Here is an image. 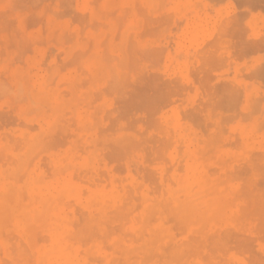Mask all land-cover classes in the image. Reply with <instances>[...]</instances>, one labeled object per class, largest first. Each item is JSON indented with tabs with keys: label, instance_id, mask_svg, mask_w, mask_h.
<instances>
[{
	"label": "rangeland",
	"instance_id": "1",
	"mask_svg": "<svg viewBox=\"0 0 264 264\" xmlns=\"http://www.w3.org/2000/svg\"><path fill=\"white\" fill-rule=\"evenodd\" d=\"M99 59L118 64L123 85L95 71ZM13 72L43 81L50 104L38 118L1 97L0 164L23 137L41 136L46 148L26 166L53 185L73 183L62 222L90 237L76 242L88 262L125 264L136 249L130 264H264V0H0V76ZM189 185L197 205L175 206ZM11 233V245L25 248Z\"/></svg>",
	"mask_w": 264,
	"mask_h": 264
},
{
	"label": "bare ground",
	"instance_id": "2",
	"mask_svg": "<svg viewBox=\"0 0 264 264\" xmlns=\"http://www.w3.org/2000/svg\"><path fill=\"white\" fill-rule=\"evenodd\" d=\"M177 1V0H176ZM195 2V1H194ZM213 2V1H211ZM242 2V1H241ZM61 3V2H60ZM129 3V2H128ZM220 3V2H218ZM62 4V3H61ZM51 5V4H50ZM49 5V6H50ZM97 5V4H96ZM173 5V4H172ZM202 5V4H201ZM40 6V5H39ZM73 6V5H72ZM52 7V5H51ZM139 7V6H138ZM137 8V6H136ZM61 9V8H60ZM128 9V8H127ZM141 9V8H140ZM117 10V9H116ZM115 10V12H116ZM138 10V9H136ZM59 11V10H58ZM57 11V12H58ZM128 11V10H127ZM139 11V10H138ZM50 13V12H49ZM59 13V12H58ZM46 14V13H45ZM113 13H111L112 15ZM115 14V13H114ZM128 14V13H127ZM139 14V13H138ZM137 14V15H138ZM141 14V13H140ZM126 15V13H125ZM145 15V14H144ZM143 15V16H144ZM45 16V15H44ZM42 16V17H44ZM85 16V15H84ZM141 16V15H140ZM161 16V15H160ZM32 17V16H31ZM41 17V18H42ZM103 17V16H102ZM125 17V16H124ZM147 17V16H146ZM163 17V16H161ZM58 18V17H56ZM87 18V16L85 17ZM171 18V17H170ZM30 18H28L29 20ZM72 19V18H71ZM121 19V18H119ZM125 19V18H124ZM37 20V19H35ZM154 20V19H153ZM147 21V20H146ZM223 21V20H222ZM230 21V20H229ZM231 21L232 18H231ZM257 21V20H256ZM94 22V21H93ZM148 22V21H147ZM8 23V22H7ZM35 23V22H34ZM77 23V22H76ZM199 23V22H198ZM74 24V23H73ZM99 24V23H98ZM145 24V21H144ZM151 24V23H150ZM154 24V23H153ZM160 24V23H159ZM38 25V24H37ZM170 25V23H169ZM225 25V23H224ZM97 26V25H96ZM127 26V25H126ZM195 26V25H194ZM216 26V25H215ZM221 26V25H220ZM86 27V26H85ZM121 25L119 26V28ZM144 27V26H143ZM146 27V26H145ZM161 27V26H160ZM219 27V26H218ZM92 28V27H91ZM99 28V27H98ZM118 28V29H119ZM226 28V27H225ZM144 29V28H143ZM205 29V28H204ZM219 29V28H218ZM98 30V29H97ZM96 30V31H97ZM158 30V29H157ZM167 30V29H166ZM119 31V30H118ZM143 31V30H142ZM141 31V32H142ZM163 31V30H162ZM168 31V30H167ZM166 31V32H167ZM199 31V30H198ZM56 33V32H55ZM118 33V32H117ZM218 33V32H217ZM221 33V32H220ZM229 33V32H228ZM44 34V33H43ZM137 34V33H136ZM141 34V33H140ZM139 34V35H140ZM143 34V33H142ZM144 35V34H143ZM206 35V34H205ZM217 35V34H216ZM100 36V35H98ZM132 36V35H131ZM145 36V35H144ZM208 36V35H207ZM224 36V35H223ZM142 37V36H141ZM213 37V36H212ZM217 37V36H216ZM65 38V37H64ZM105 38H107L105 36ZM104 38V39H105ZM117 38V37H116ZM214 38V37H213ZM221 37H219L220 39ZM83 39V38H82ZM174 39V38H173ZM218 39V40H219ZM54 40V39H53ZM115 40V39H114ZM189 40V39H188ZM55 41V40H54ZM53 41V42H54ZM106 41V40H105ZM116 41V40H115ZM242 41V40H241ZM256 41V40H255ZM67 42V41H66ZM70 42V41H69ZM68 42V43H69ZM92 42V41H91ZM90 42V44H91ZM188 42V41H187ZM208 43V42H207ZM25 44V43H24ZM37 44V43H36ZM65 44V43H64ZM130 44V43H129ZM184 44V43H183ZM30 45V44H29ZM44 45V44H43ZM129 46V45H128ZM134 46V45H133ZM213 46V45H212ZM254 46V45H253ZM92 46H90L91 48ZM210 47V46H209ZM233 47V46H232ZM89 48V49H90ZM205 48V47H204ZM208 48V47H207ZM212 48V47H211ZM29 49V47H28ZM88 49V51H89ZM129 49V47H128ZM133 49V48H132ZM131 49V50H132ZM219 49V48H218ZM235 49V48H234ZM263 49V48H262ZM25 50V49H24ZM130 50V49H129ZM201 50V49H200ZM104 51V50H103ZM150 51V50H149ZM76 52V51H75ZM233 52V51H232ZM24 53V52H23ZM84 53V52H83ZM144 53V52H143ZM146 53V52H145ZM148 53V52H147ZM214 53V52H213ZM102 54V53H101ZM129 54V52H128ZM150 54V53H149ZM198 54V53H197ZM217 54V53H216ZM83 55V54H82ZM107 55V54H106ZM141 55V54H140ZM235 55V54H234ZM249 55V54H248ZM251 55V54H250ZM73 56V55H71ZM104 56V55H103ZM102 56V57H103ZM162 56V54H161ZM2 57V56H1ZM151 57V56H150ZM154 57V56H153ZM213 57V56H212ZM231 57V56H230ZM118 58V57H116ZM199 58V57H198ZM71 59V58H70ZM133 59V58H132ZM150 59V58H149ZM154 59V58H153ZM158 59V58H157ZM112 60V59H111ZM135 60V59H134ZM133 60V62H134ZM219 60V59H218ZM95 71L101 74V77L104 79H112V83L118 84H124V78L127 80V76H123V73L116 71L118 68L117 65H112L111 63H106L105 59L103 60L105 63L102 62V59L97 60ZM129 61V59H128ZM158 61V60H157ZM215 61V60H214ZM240 61V60H239ZM68 62V61H67ZM100 62V63H99ZM110 62V61H109ZM133 62H131L133 64ZM138 62V61H137ZM151 62V61H150ZM211 62V61H210ZM216 62V61H215ZM226 62V61H225ZM44 63V62H43ZM122 63V62H121ZM22 64V63H21ZM68 64V63H67ZM195 64V63H194ZM72 65V64H71ZM122 65V64H121ZM155 65V64H154ZM221 65V64H220ZM224 65V64H223ZM44 66V65H43ZM125 66V65H123ZM157 66V65H156ZM219 66V65H218ZM160 67V66H159ZM80 68V67H79ZM212 68V67H211ZM72 69V68H71ZM198 69V68H196ZM210 69V68H209ZM219 69V68H218ZM79 70V69H78ZM113 71V73H112ZM185 71V70H184ZM192 71V70H191ZM196 71V70H195ZM213 71V70H212ZM10 73V72H9ZM192 73V72H191ZM203 73V72H202ZM5 74V73H4ZM99 74V75H100ZM155 74V73H154ZM200 74V73H199ZM8 75V74H7ZM152 75V74H151ZM197 75V74H196ZM112 76V77H111ZM8 77V76H7ZM202 77V76H201ZM215 77V76H214ZM196 78V77H195ZM248 78V76H247ZM51 79V78H50ZM197 79V78H196ZM66 80V79H65ZM111 80V81H112ZM116 80V81H115ZM145 80V79H144ZM150 80V79H149ZM176 80V79H175ZM178 80V79H177ZM200 80V79H198ZM55 81V80H54ZM110 81V80H109ZM142 81V80H141ZM163 81V80H162ZM161 81V82H162ZM83 82V81H82ZM87 82V81H86ZM148 82V81H147ZM152 83V81H150ZM53 83V82H52ZM85 83V82H84ZM109 83V82H108ZM145 83V82H144ZM198 83V82H196ZM210 83V82H209ZM168 84V83H167ZM51 85V84H50ZM83 85V83H82ZM81 85V86H82ZM108 85V84H107ZM148 85V84H147ZM146 85V86H147ZM200 85V83H199ZM62 86V85H60ZM74 86V85H73ZM153 86V85H151ZM185 86V84H184ZM201 86V85H200ZM236 86V85H235ZM123 87V86H122ZM145 87V86H144ZM155 87V86H154ZM75 88V87H74ZM73 88V89H74ZM119 88H121L119 86ZM126 88V86H125ZM124 88V89H125ZM128 88V87H127ZM138 88V87H137ZM152 88V87H151ZM150 88V89H151ZM187 88V87H185ZM178 89V88H176ZM130 90V89H129ZM126 91V90H121ZM152 91V90H151ZM176 91V90H175ZM183 91V90H182ZM206 91V90H205ZM109 92V91H108ZM150 92V90L148 91ZM105 93V92H104ZM128 93V92H127ZM177 93V92H176ZM0 99L2 96H5V98L12 100L15 103H21L22 106L27 107L30 111L35 113L38 118H42L45 115V112H47V107L49 106V102L47 101L45 97V88H44V82L43 81H36L31 83L28 80V77L26 73H17L13 72L10 77L4 79L0 76ZM69 94V93H68ZM98 94V93H97ZM96 94V96H97ZM261 94V93H260ZM70 95V94H69ZM113 95V94H112ZM180 95V94H179ZM178 95V97H179ZM239 95V94H238ZM242 95V93H241ZM95 96V95H94ZM122 96V95H121ZM175 96V95H174ZM183 96V95H182ZM209 96V95H208ZM173 97V96H172ZM212 97V96H211ZM129 98V97H128ZM146 98V97H145ZM148 98V97H147ZM225 98V97H224ZM263 99V98H262ZM95 100V99H94ZM153 100V99H152ZM257 100V99H256ZM59 101V106H61V101ZM65 101V100H64ZM104 101V100H103ZM145 101V100H144ZM180 101V100H178ZM211 101V100H210ZM217 101V100H216ZM146 102V101H145ZM214 102V101H213ZM241 102V101H240ZM12 103V102H11ZM143 103V102H142ZM177 103V102H176ZM216 103V102H215ZM117 104V103H116ZM171 104V103H170ZM214 104V103H213ZM224 104V103H223ZM240 104V103H239ZM115 105V104H114ZM203 105V104H202ZM210 105V104H209ZM161 106V105H160ZM253 106V105H252ZM173 107V105H172ZM6 108V107H5ZM213 108V107H212ZM259 109V107H257ZM160 109V108H159ZM229 109V108H228ZM237 109V108H235ZM189 110V109H188ZM197 110V109H196ZM203 110V109H202ZM239 110V109H238ZM49 111V110H48ZM107 111V110H106ZM175 111V110H174ZM192 111V110H191ZM140 112V111H139ZM190 112V110H189ZM204 112V111H203ZM259 112V111H258ZM28 113V112H27ZM31 113V114H33ZM175 113V112H174ZM214 113V112H213ZM252 113V112H251ZM254 113V112H253ZM252 113V114H253ZM4 114V113H3ZM67 114V113H66ZM141 114V113H140ZM197 114V113H196ZM200 114V113H199ZM248 114V113H247ZM256 114V113H255ZM30 115V114H28ZM146 115V114H145ZM182 115V113H181ZM183 116V115H182ZM189 116V114H188ZM187 116V117H188ZM218 116V115H217ZM250 116V115H249ZM148 117V116H147ZM153 117V116H152ZM178 117V116H177ZM180 117V116H179ZM186 117V116H185ZM186 117V118H187ZM194 116L192 115V118ZM184 116L182 117V119ZM189 118V117H188ZM229 118V117H228ZM237 118V117H236ZM152 119V118H151ZM185 119V118H184ZM232 119V118H231ZM245 119V118H244ZM109 120V119H108ZM189 120V119H188ZM75 121V120H74ZM192 121V120H191ZM226 121V120H225ZM229 121V120H228ZM3 122V121H2ZM41 126L44 127L47 125L44 120H41ZM76 122V121H75ZM132 122V121H131ZM143 122V121H142ZM203 123V122H202ZM228 123V122H227ZM6 124V123H5ZM74 124V122H73ZM209 124V123H208ZM136 125V124H135ZM214 125V124H213ZM73 126V125H72ZM195 126V125H194ZM208 126V125H206ZM222 126V124H221ZM6 127V126H5ZM116 127V126H115ZM200 127V126H199ZM210 127V126H208ZM206 128V127H205ZM224 128V127H223ZM146 129V128H145ZM33 130V129H32ZM165 130V129H164ZM169 130V129H168ZM172 130V129H171ZM54 131V130H53ZM69 131V130H68ZM159 131V130H158ZM157 131V132H158ZM52 132V131H51ZM59 133V132H58ZM165 133V132H164ZM226 133V130L224 131ZM205 134V133H204ZM9 135V134H8ZM69 135V134H68ZM231 135V134H230ZM238 135V134H236ZM53 136V135H52ZM57 136V135H56ZM61 136V135H59ZM10 137V136H9ZM55 137V136H54ZM68 137V136H66ZM171 137V136H170ZM230 137V136H229ZM70 138V137H69ZM238 138V137H237ZM20 139V138H19ZM45 139V138H44ZM65 139V136H64ZM155 139V138H154ZM21 140V139H20ZM58 139H55L54 141L57 142ZM63 140V138H62ZM159 140V139H158ZM229 140V139H228ZM53 141V142H54ZM165 141V140H164ZM22 146L19 150H14L11 153V159L5 164H0V252L3 253L4 257L9 260L10 264H97L96 261L91 259V262H88L85 257H82V253L80 248L76 246V242L79 240H83L82 243H85L87 238L80 237L79 235H73L69 232L67 226L64 225L62 222L65 219V212L63 211V208L69 205L67 202V199L70 197H73L77 192L74 188L73 183L69 181L60 180L56 183V185H53V183L48 182L45 178L44 174L42 173H36L35 171H30L28 169V165L26 166L27 161L33 156L34 151L37 149H44L46 148L44 143H42L41 136L38 135H31L30 137H23L22 138ZM52 142V143H53ZM66 142V141H65ZM55 143V142H54ZM149 143V142H148ZM155 143V142H154ZM157 143V142H156ZM155 143V144H156ZM16 144V143H15ZM60 144V143H59ZM66 144V143H65ZM163 144V143H162ZM239 144V143H238ZM52 145V144H51ZM159 145V143H158ZM157 145V146H158ZM227 145V144H225ZM229 145V144H228ZM231 145V144H230ZM252 145V143H251ZM54 146V144H53ZM57 146V144H56ZM63 146V145H62ZM161 146V145H160ZM236 146H238L236 144ZM50 147V146H49ZM122 147V146H121ZM170 147V146H169ZM168 147V148H169ZM57 148V147H56ZM88 148V147H87ZM159 148V147H157ZM148 149V148H147ZM161 150V149H160ZM159 150V151H160ZM49 151V150H48ZM156 151V150H154ZM6 152V151H5ZM9 152V151H8ZM44 152V151H43ZM47 152V151H46ZM3 153V152H2ZM38 154V153H36ZM35 154V155H36ZM41 154V153H40ZM258 154V153H257ZM39 155V154H38ZM252 155V154H251ZM2 156V155H1ZM49 156V155H48ZM111 156V155H110ZM150 156V155H149ZM163 156V155H162ZM165 156V155H164ZM7 157V155H6ZM53 163L57 166L59 164V157L54 158L56 156H49ZM252 157V156H251ZM262 157V156H261ZM4 158V156H3ZM34 158V156H33ZM32 158V159H33ZM37 158V157H36ZM35 158V159H36ZM112 158V157H111ZM149 158V157H148ZM8 159V158H7ZM6 159V160H7ZM33 159V160H35ZM5 161V160H4ZM31 161V160H30ZM120 161V160H119ZM33 162V161H32ZM110 162V161H109ZM3 164V163H2ZM150 164V163H149ZM38 165V164H37ZM41 165V164H40ZM39 165V166H40ZM26 166V167H25ZM111 166V165H110ZM239 166V165H238ZM32 167V166H31ZM29 167V168H31ZM256 168V167H255ZM47 169V168H46ZM245 169V168H244ZM113 170V168H112ZM147 170V169H146ZM151 170V169H150ZM179 170V169H178ZM213 170V169H212ZM38 171V170H37ZM235 171V170H234ZM182 172V171H180ZM63 173V172H62ZM60 173V174H62ZM120 173V172H119ZM147 173V172H146ZM167 173V172H166ZM87 174V173H86ZM100 174V173H99ZM124 174V173H123ZM231 174V173H230ZM201 175V174H200ZM216 175V174H215ZM50 176V175H49ZM76 176V175H75ZM97 176H99L97 174ZM223 176V175H222ZM101 177V176H100ZM155 177V176H154ZM165 177V176H164ZM163 177V178H164ZM185 177V176H184ZM191 177V176H190ZM188 177V179L190 178ZM248 177V176H247ZM246 177V178H247ZM51 178V177H49ZM74 179V176L72 177ZM80 178V177H79ZM78 178V179H79ZM91 178V177H90ZM187 178V177H186ZM245 178V177H244ZM245 178V179H246ZM77 179V178H76ZM89 179V178H88ZM95 179V178H94ZM166 179V178H165ZM242 179V178H241ZM244 179V180H245ZM90 180V179H89ZM182 180V178H181ZM81 181V180H80ZM86 183V182H85ZM108 183V182H107ZM224 184V182H222ZM76 184V183H75ZM87 184V183H86ZM172 184V183H171ZM245 184V183H244ZM256 184V183H255ZM95 185V184H94ZM92 186V185H91ZM165 186V185H164ZM242 186V185H241ZM246 186V185H245ZM110 187V186H109ZM192 186L185 187L186 198L185 200H180L179 198L175 197L173 199V204L175 206H180L181 204L188 205L191 207H195L196 200L200 197L194 199L190 195ZM249 187V186H248ZM247 187V189H248ZM254 187V186H253ZM257 187V186H256ZM260 187V186H259ZM94 188V187H92ZM107 188V187H105ZM142 188V187H141ZM196 188V187H195ZM199 190L200 192L203 191L202 184H199ZM206 188V187H204ZM242 188V187H241ZM244 188V187H243ZM184 189V188H183ZM245 189V188H244ZM242 190V192L244 191ZM102 190V189H101ZM241 190V189H240ZM246 190V189H245ZM252 190V189H251ZM253 190H256L253 188ZM260 190V189H259ZM104 191V190H103ZM126 191V190H125ZM139 191V190H138ZM193 191V190H192ZM247 191V190H246ZM107 192V191H106ZM120 192V191H119ZM124 192V191H123ZM155 192V191H154ZM84 193V192H83ZM82 193V195H83ZM114 193V192H113ZM125 193V192H124ZM138 193V192H137ZM264 193V192H263ZM116 194V193H115ZM210 194V193H209ZM228 194V193H227ZM248 194V193H247ZM250 194V193H249ZM248 194V195H249ZM111 195L108 192V196ZM243 195V193H242ZM247 195V197H248ZM95 196H97V200L99 203H103L104 198H106V193H97ZM127 196V195H126ZM165 196V194H164ZM193 196H198V193ZM208 196H211L208 195ZM246 196V195H245ZM253 194H250L249 198L252 197ZM118 197V196H117ZM129 197V196H128ZM181 197V196H180ZM207 197V196H205ZM255 197V196H254ZM110 198V197H109ZM159 198V197H158ZM248 198V199H249ZM121 199V198H120ZM114 200V199H113ZM122 200V199H121ZM135 200V199H134ZM234 200V199H233ZM260 200V199H259ZM80 201V200H79ZM128 201V200H127ZM138 201V200H136ZM212 201V200H211ZM71 202V201H70ZM76 203V202H75ZM110 203V202H109ZM83 204V203H82ZM81 204V205H82ZM114 204L116 206L121 203L118 200H115ZM169 204V202H168ZM259 203H257L258 205ZM84 206H91L92 202L90 200H87L83 204ZM201 205V204H200ZM256 205V206H257ZM115 206V207H116ZM121 206V205H120ZM140 206V205H139ZM202 206V205H201ZM94 207V205H93ZM96 207V206H95ZM122 207V206H121ZM117 208V207H116ZM162 208H165L164 206ZM203 208V207H202ZM66 210V208H64ZM167 209V208H166ZM77 210V208H76ZM201 210V209H200ZM256 210V209H254ZM111 211V210H110ZM117 211V210H116ZM115 211V212H116ZM252 211V210H251ZM109 212V211H107ZM119 212V211H118ZM117 212V213H118ZM134 212V211H133ZM167 212V211H166ZM76 213V212H75ZM78 213V212H77ZM86 213V212H85ZM122 213V212H121ZM120 213V214H121ZM131 213V211H130ZM169 213V212H168ZM116 214V213H115ZM246 214V213H245ZM94 215V214H93ZM117 215V214H116ZM251 215V214H250ZM254 215V213H253ZM80 216V214H79ZM98 216V215H97ZM115 216V215H114ZM119 216V215H118ZM137 216V215H136ZM173 216V215H172ZM244 216V215H243ZM246 218L249 215H245ZM82 217V216H81ZM138 217V216H137ZM155 217V216H154ZM124 218V217H123ZM242 218V217H241ZM249 218V217H248ZM90 219V218H89ZM154 219V218H153ZM152 219V220H153ZM169 219V218H168ZM243 219V218H242ZM88 220V219H87ZM121 220V219H120ZM127 220V219H126ZM173 219H171L172 221ZM258 220V218H257ZM133 221V220H132ZM155 221V220H154ZM170 221V223H171ZM88 222V221H87ZM92 222V219L91 221ZM102 222V221H101ZM110 222V221H109ZM120 222V221H119ZM138 222V221H137ZM156 222V221H155ZM174 222V221H173ZM179 222V221H177ZM80 223V222H79ZM83 222H81L82 224ZM106 223V222H105ZM129 223V222H128ZM127 223V224H128ZM168 223V222H167ZM166 223V224H167ZM181 223V222H180ZM74 224V223H73ZM124 224V223H123ZM135 224V223H134ZM176 224V223H175ZM75 224L74 226H76ZM150 225V224H149ZM79 226V224H78ZM76 226V228L78 227ZM177 226V225H176ZM95 227V226H94ZM115 227V225H114ZM178 227V226H177ZM263 227V226H262ZM84 228V227H83ZM97 228V227H96ZM75 229V228H74ZM86 229V228H85ZM108 229V228H107ZM115 229V228H114ZM184 229V228H183ZM261 229V228H260ZM258 229V230H260ZM94 230V228H93ZM97 230V229H96ZM113 230V229H112ZM128 230V229H127ZM145 230V228H144ZM84 231V230H83ZM95 231V230H94ZM93 231V232H94ZM111 231V230H110ZM118 231V230H117ZM225 231V230H224ZM11 232H15L17 236V239L22 241L23 244H25L23 247L18 245L17 247H13L10 243V238L13 236ZM88 232V230H87ZM84 232L83 235H85ZM129 231H127L128 233ZM261 232V231H260ZM91 233V232H90ZM111 233V232H109ZM130 233V232H129ZM132 233V232H131ZM148 233V232H147ZM175 233V232H174ZM185 233V232H184ZM222 233V232H221ZM263 233V231H262ZM92 234V233H91ZM98 234V233H97ZM94 235V234H92ZM124 235V234H123ZM126 235V234H125ZM124 235V236H125ZM130 235V234H129ZM146 235V234H145ZM178 235V234H177ZM218 235V234H217ZM244 235V234H243ZM261 235V234H260ZM81 236V235H80ZM98 236V235H97ZM113 236V232H112ZM147 236V235H146ZM220 236V235H219ZM239 236V235H238ZM246 236V235H245ZM264 237V235H262ZM94 237V236H93ZM101 237V236H99ZM108 237V236H107ZM116 237V235H115ZM134 237V236H133ZM218 237V236H217ZM222 237V235L220 236ZM219 237V238H220ZM262 237V238H263ZM102 238V237H101ZM142 238V237H141ZM249 238V237H248ZM261 238V237H260ZM79 239V240H78ZM93 239V238H92ZM211 239V238H210ZM238 239V238H237ZM253 239V238H252ZM97 240H99L97 238ZM109 240V239H108ZM136 240V239H135ZM137 241V240H136ZM140 241V239H139ZM184 241V240H183ZM245 241V240H244ZM91 242V241H90ZM96 242V241H95ZM138 242V241H137ZM136 242V243H137ZM146 242V241H145ZM219 242V240H218ZM223 242V241H222ZM220 242V243H222ZM226 242V240H225ZM224 242V243H225ZM255 242V241H254ZM22 243H20L22 245ZM83 243V244H84ZM104 243V242H103ZM187 243V242H186ZM190 243V242H189ZM216 243V240H215ZM234 243V241H233ZM241 243V242H240ZM117 244V243H116ZM181 244V243H179ZM210 244V243H209ZM214 244V243H213ZM229 244V243H228ZM232 244V243H231ZM88 245V244H87ZM85 245V246H87ZM115 245V244H114ZM118 245V244H117ZM211 245V244H210ZM253 245V244H252ZM82 246V245H81ZM84 246V245H83ZM116 246V245H115ZM114 246V247H115ZM123 247L122 245H120ZM170 246V245H169ZM212 246V245H211ZM106 247V246H105ZM179 247V246H178ZM222 247V246H221ZM234 247V246H233ZM138 248H141L138 250ZM138 254L143 258L147 259V245H142V247H138ZM162 248V247H161ZM164 248V247H163ZM168 248V247H167ZM175 248V247H174ZM181 248V247H180ZM224 248V246H223ZM247 248V247H246ZM251 248V247H250ZM83 249V248H82ZM106 249V248H104ZM109 249V248H107ZM123 249V248H122ZM130 249V247H129ZM132 249V248H131ZM136 249H134L135 251ZM162 250V249H161ZM200 250V249H199ZM209 251L211 249H208ZM229 250V248H228ZM227 250V251H228ZM231 250V249H230ZM229 250V251H230ZM255 250V249H254ZM121 251V248L120 250ZM119 251H115L117 254ZM130 250H126L124 253L130 254ZM166 251V250H165ZM216 251V250H214ZM130 252V253H129ZM137 252V251H136ZM197 252V251H196ZM224 252V251H223ZM226 252V251H225ZM1 253V254H2ZM102 253V252H101ZM123 253V254H124ZM194 253V252H193ZM207 253V252H206ZM216 253V252H215ZM256 253V252H255ZM126 254L124 256V263L130 264L128 261ZM178 254V253H177ZM196 254V253H195ZM128 257H130L128 255ZM136 257V256H135ZM138 257V256H137ZM158 257V256H157ZM132 258V257H131ZM134 258V257H133ZM153 258V257H152ZM162 258V257H161ZM168 258V257H167ZM177 258V257H176ZM99 259V258H98ZM98 259L97 262L99 263ZM160 259V258H159ZM189 259V257H188ZM1 260V259H0ZM151 260V259H150ZM102 261V260H101ZM187 261V260H186ZM163 262V261H162ZM177 262V260H176ZM102 263V262H100ZM99 263V264H100ZM119 263V262H118ZM117 261L114 258H105L103 264H118ZM185 263V262H184ZM188 263V262H187ZM199 263V262H198ZM231 263V262H230ZM1 264V262H0ZM120 264V263H119ZM254 264V263H253Z\"/></svg>",
	"mask_w": 264,
	"mask_h": 264
}]
</instances>
